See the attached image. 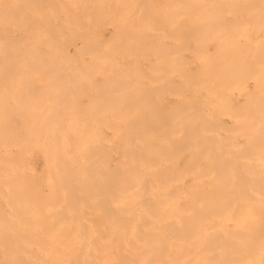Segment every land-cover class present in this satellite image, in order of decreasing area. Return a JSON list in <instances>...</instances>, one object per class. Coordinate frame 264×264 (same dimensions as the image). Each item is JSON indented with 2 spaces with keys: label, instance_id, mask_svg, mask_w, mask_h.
<instances>
[{
  "label": "bare ground",
  "instance_id": "obj_1",
  "mask_svg": "<svg viewBox=\"0 0 264 264\" xmlns=\"http://www.w3.org/2000/svg\"><path fill=\"white\" fill-rule=\"evenodd\" d=\"M0 9V264H264V0Z\"/></svg>",
  "mask_w": 264,
  "mask_h": 264
},
{
  "label": "rangeland",
  "instance_id": "obj_2",
  "mask_svg": "<svg viewBox=\"0 0 264 264\" xmlns=\"http://www.w3.org/2000/svg\"><path fill=\"white\" fill-rule=\"evenodd\" d=\"M6 6H7V4H6ZM10 7H7V9H9ZM12 8V7H11ZM10 8V9H11ZM6 9V10H7ZM3 10V9H2ZM0 11H1V9H0ZM1 17V16H0ZM0 20H2V17L0 18ZM0 22H2V21H0ZM105 30H106V32L107 33H109L110 31H111V26H110V24H106L105 25ZM21 33H19V35H20ZM184 244H186V243H184ZM184 247H185V245H182L181 243H179V245H172V246H170V248H169V250L170 251H172V252H177V251H181V250H183L184 249ZM262 251L264 250V247H262V248H260ZM246 262L244 263V264H251L250 263V259H246L245 260Z\"/></svg>",
  "mask_w": 264,
  "mask_h": 264
}]
</instances>
